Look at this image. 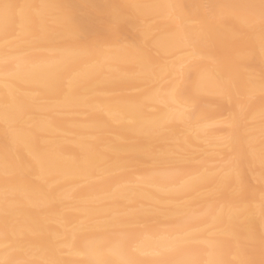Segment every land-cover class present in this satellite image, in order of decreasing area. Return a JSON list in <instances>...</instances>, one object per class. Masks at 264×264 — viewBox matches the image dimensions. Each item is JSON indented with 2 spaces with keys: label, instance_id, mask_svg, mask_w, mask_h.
I'll use <instances>...</instances> for the list:
<instances>
[{
  "label": "snow or ice",
  "instance_id": "obj_1",
  "mask_svg": "<svg viewBox=\"0 0 264 264\" xmlns=\"http://www.w3.org/2000/svg\"><path fill=\"white\" fill-rule=\"evenodd\" d=\"M181 7L171 2L99 4L95 0H80L67 4L26 0L18 4L0 0L3 19L0 31L12 36L9 46L0 53V122L3 124L0 181L4 190L0 201V241H4L0 264H254L247 259L237 262L193 257L230 247L239 250L244 243L255 239L256 196L251 179L242 171L246 159L250 166L259 161L260 244L264 249V0H204L191 7L183 6L184 13L178 11ZM141 9L158 13L164 27L161 29L159 23H153L152 16L141 20L134 12ZM129 27L143 31L149 36L148 42L172 52L169 63L156 66L145 48H137L133 62L142 74L184 73L190 68L184 63V53L190 51L201 61V87L214 89L225 99V103L215 105L214 111L222 115L227 103L232 105L225 135L208 142L199 152L193 182L186 185V191L199 194L200 208L183 218L164 221L171 230L161 234L156 224L149 222L159 214L158 205L137 207L130 201L125 205L126 211L114 213L102 210L75 189L67 195L61 192L58 197L62 204L80 213L63 215L64 232L53 234L39 222L23 221L18 215L21 194L26 190L39 194L34 178L46 175L56 163L51 148L43 150L40 146V124L25 122L32 108L29 94L47 95L54 87L57 96L66 94L72 101L58 106L61 110H72L91 98L80 94L83 82L66 85L71 75L68 66L49 75L22 72V63H27L33 52L55 42L85 56L132 51L125 44V31ZM226 37L230 39L225 40ZM221 42H226L229 50L222 63L213 53ZM188 79L191 80L190 71ZM34 83L36 87L31 86ZM168 95L174 96L175 89H170ZM182 107V123L199 136L211 118L207 106L192 94ZM175 122V117L165 114L159 121L149 123L150 134L162 139L167 148L148 154L145 160L125 151L129 137L123 121L94 119L81 133L83 158L73 157L74 168L81 175H89L115 167L122 178L117 183L128 185L133 181L127 177L134 176L148 161L153 166H175L182 171L181 166L196 157L187 150V139L173 132ZM135 123L129 121L130 125ZM55 127L59 129L60 125ZM241 217L245 227L237 230L232 221ZM147 239L152 240L150 251L146 248ZM117 252L119 258L115 260L98 258L100 253ZM41 253L45 258H36Z\"/></svg>",
  "mask_w": 264,
  "mask_h": 264
},
{
  "label": "bare ground",
  "instance_id": "obj_2",
  "mask_svg": "<svg viewBox=\"0 0 264 264\" xmlns=\"http://www.w3.org/2000/svg\"><path fill=\"white\" fill-rule=\"evenodd\" d=\"M9 2L22 4L25 3L26 0H9ZM30 2L75 4L79 3L80 0H30ZM95 2L99 4H156L171 2L182 6L178 11L184 13L185 8L183 6L191 7L204 2V0H95ZM229 2H250V0H229ZM134 12L141 16V20H143L144 16H152V19L156 20L154 23H159L161 29L164 27L163 18L158 13L145 9L134 10ZM2 27L3 19L2 15H0V28ZM167 35L168 34L165 33V36ZM8 36L11 35L9 34L6 36L3 31H0V53L9 46V42H3V39ZM228 39H230V37L225 38V40ZM148 41L149 36H146L143 31L138 32L136 29L129 27L125 31V44L131 48L132 51L125 53L97 52L85 56L75 49L63 47L54 54L33 52L28 62L22 63V72L35 71L38 73H47L49 75L65 66L69 67L70 65H75V69L72 70L66 85L78 82H83L84 84V82L89 81L88 84L80 88V94H87L91 98L88 103L72 109L74 112L84 111L89 113L91 120L87 124H79L69 129L74 133V136L71 139L68 138L69 144H66L63 143V138H60L62 136L57 134H59L58 132H63L64 122L72 124L73 120H62L57 118L54 113L64 112L65 110H61L58 106L71 103V98L66 94L57 96L54 92V87L52 90H49L47 94L55 96V101L53 103H38V96L44 98L46 95L36 93L29 94V100L32 104L29 113L33 114V117H28L26 115L24 118L25 122L26 124H31L33 122L40 124V146L43 150L51 148L56 163L46 175L43 177L38 176L39 181L35 180V184L39 188V194H33L31 190H26L21 194L22 202L18 215L23 221L39 222L45 225L53 234L64 232L65 228L61 223L63 215L79 216L80 213L76 210L63 212L60 209L62 203L59 201L58 197L61 192L67 195L72 193L75 189H79V195L89 198L93 203L99 202L105 197L110 198L111 201L108 204L102 203L99 206L102 210H111L114 213L125 211V205L130 201L135 202L137 206L139 205L138 207L141 205H158L160 209L159 214L150 218V221L153 220L156 223H159L160 220L164 218L165 221L173 218H183L186 213L195 210L196 206L200 207L199 194L195 191H186V185L193 182L195 171L198 166V164H192L191 161L181 166L182 171H178L175 166L165 171H156L148 167L140 166L134 176L127 177V179L132 180L138 185H128L123 182L117 183V180H121L122 178L119 174V169L115 167H110L107 170H97L96 173L100 171L103 176L98 180H93L96 173L81 175L75 170L73 165L74 156L79 155L81 159L83 158L80 142L81 133L86 130L88 124L94 119H119L123 121L122 126L128 128L127 135L129 139H136V142L125 144V151L140 156L145 160H147L148 154L160 153L167 148V145L162 139L150 134L151 129L148 127L150 122L159 121L165 114H168L170 117H175L176 122L173 126V132L176 136L187 139L186 147L190 153H192L190 150L193 146L196 148V146L199 147V145L202 144L201 142L203 141L201 139L211 138V136L208 137V131L205 127L212 123L219 115V113L214 111L215 105L217 103H225V99L214 89H204L201 87V61L198 57L192 56L190 51H187V53H189L188 56H184V62L189 58L192 60L190 59L191 61H187L189 62L187 65H190V68H187L185 72L180 75L182 77V82H177V80L171 81L169 78V83L161 85L165 77H172L174 74L179 75V73L174 72L168 75L159 73L149 75L147 73H141V69L133 62L134 51L137 48H145L150 54L152 63L156 66L167 63L163 61L165 55H168V58L172 56L171 50L158 47L155 42ZM256 47L258 57V39ZM204 51L207 52V49ZM213 53L216 60L222 63L229 54L227 43L221 42L218 44L217 47L213 49ZM189 71L191 72V80L188 79ZM139 82L150 85L145 87V89L138 94L123 96L122 100H118L117 97L106 98L103 96L106 90L112 86L116 87V89L134 88L138 86ZM31 86L36 87L37 84L34 83ZM173 88L175 89V95H168L170 89ZM192 94L200 97L201 102L207 106L211 117L200 130L199 136L195 132L187 130L180 119V113L183 110L182 106L185 104L187 97ZM32 97L36 98L32 99ZM150 107L154 109L151 110L149 109ZM231 107L232 105L226 106L225 109L228 108L230 111ZM54 108L56 110L52 111ZM108 108L113 109V111H101ZM42 113L46 115L45 118L43 117L45 115ZM125 117H128V120H125ZM50 121H52V123H50ZM129 121L136 123L130 125ZM56 124L60 125L59 129L55 127ZM256 127L258 135L259 123ZM2 128L3 124L0 122V130H2ZM188 137H190V139H188ZM242 171H246L247 176L251 179L256 196V211L253 223L255 239L244 243L239 250L235 247H230L222 252H215L211 255L200 254L193 258L202 260L226 259L237 262L241 259H247L254 262V264H261V261L264 260V249H262L260 244V218L258 207L261 189L259 161L256 160L255 163L250 166L246 159L242 166ZM2 172L3 169L0 168V175H2ZM83 180L86 181L85 184L81 187H77V183ZM253 181H255L256 184ZM3 191V184L2 181H0V201H2L3 198ZM103 193H107V195L103 196ZM49 197H52V199ZM179 199H184V201L176 203L175 201ZM161 204H163V206ZM232 224L235 225L237 230H241L245 227V220L243 217L234 219ZM85 226L87 227L88 225L86 224ZM170 230L169 228L168 231ZM3 243L4 241H0V249H2ZM145 244L147 250L150 251L152 240L147 239ZM36 258L45 257L44 254L41 253L36 256ZM63 258L67 259L69 257ZM98 258L115 260L119 258V253L117 252L111 255L100 253Z\"/></svg>",
  "mask_w": 264,
  "mask_h": 264
},
{
  "label": "rangeland",
  "instance_id": "obj_3",
  "mask_svg": "<svg viewBox=\"0 0 264 264\" xmlns=\"http://www.w3.org/2000/svg\"><path fill=\"white\" fill-rule=\"evenodd\" d=\"M15 3H17V2H15ZM156 20H153L152 19V22L154 23ZM12 39V37L11 36H8V37H6L5 39H3V42H9V40H11ZM63 47H69V46H67V45H63V44H61V43H59V42H55V43H49L43 50H41V51H37V52H41V53H48V54H54V53H57L58 52V50L59 49H61V48H63ZM36 52V53H37ZM189 53V52H188ZM188 53H187V51L184 53V56H188ZM170 56V55H169ZM173 59V57L172 56H170L169 58H168V55H165V58H163V61L164 62H167V63H169L171 60ZM191 58H189L188 60L189 61H191L190 60ZM187 60V61H188ZM184 62L186 65H187V63H189V62ZM69 71H70V73L72 72V70H74L75 69V65H70L69 67ZM181 75V73H179V75L178 74H174L172 77L171 76H167V78L165 77L164 79L165 80H162V82H161V85H166L167 83H169L170 82V79H171V81L172 80H177V82H182V77L180 76ZM170 78V79H169ZM88 82L89 81H86V82H84V84H83V86L84 85H86V84H88ZM66 83H67V81H66ZM148 85H150V84H144L143 82H139V84H138V86L137 87H134V88H118V89H116V87H114V86H112V87H110V88H108L107 90H106V92H105V94H103V96L104 97H106V98H114V97H117L118 98V100H122L123 99V96H130V95H135V94H138L140 91H142L143 89H145V87H147ZM55 96H52V95H46V97H44V98H41L40 96H38V98H39V100H37V102L38 103H53L54 101H55V98H54ZM231 105V103H228V105L227 106H230ZM149 109H151V110H153L154 108L153 107H150ZM148 109V110H149ZM150 110V111H151ZM71 111V112H70ZM43 114V113H42ZM56 116H57V118H60V119H62V120H65V121H67V120H69V119H72L73 120V122H72V124L74 125H72V124H70L69 122H64L65 124H63V132H58L59 134H57V135H59V136H62V137H60V138H63V143H66V144H69L68 143V140L69 139H71L73 136H74V133L73 132H71L69 129H71V128H74L75 126H77V125H79V124H87L90 120H91V117H90V115H89V113H86V112H84V111H80V112H74L73 110H65L64 112H62V113H54ZM230 114V111H229V109L227 108V109H225L224 111H223V114L221 115L220 113H219V115L215 118V120H213V124L212 123H210L209 125H207L205 128H206V130L208 131V137H210L211 136V138H204V139H201L203 142H201L202 144L201 145H199V147H197L196 146V148L193 146L192 148H191V150L190 151H192V155H193V157H196L195 159H193V160H191V163L192 164H198V154H199V152H201L202 150H203V148L205 147V146H207V144H208V142H212L211 140H213V141H216V139L218 140V139H220V138H222L224 135H225V132H224V129L227 127V124H226V119H227V117H228V115ZM43 115H45V114H43ZM28 117H33V114H31V113H29L28 115H27ZM40 116L42 117V115L40 114ZM44 118L46 117V115L45 116H43ZM259 122H258V119H257V124H258ZM214 131V132H213ZM212 134V135H211ZM215 136V137H214ZM69 138V139H68ZM206 139H207V141H206ZM200 140V141H201ZM206 141V142H205ZM131 142H136V139H128V142L127 143H131ZM165 143V142H164ZM199 144H200V142H199ZM202 149V150H201ZM129 153V152H128ZM141 166H144V167H148V168H151V169H154V170H156V171H165V170H169L170 168H172V167H174V166H169V165H158V166H153V164L151 163V162H148V163H145L144 165H141ZM117 172V171H116ZM100 175H99V174ZM97 174V175H96ZM95 175H94V178H93V180H98L99 178H101V176H103V174H102V172H100V171H98L97 173H96ZM99 175V176H98ZM138 178V177H137ZM35 180H37V181H39V177L38 176H36L35 178H34ZM85 182L86 181H80V182H78L77 183V187H81V186H83L84 184H85ZM255 184H256V182L255 181H253ZM253 183V184H254ZM132 184H134V185H138L137 183H135V182H133ZM132 184H130V185H132ZM103 196H106L107 195V193H103L102 194ZM111 201V199L110 198H103L101 201H99V202H96V203H94V204H96V205H100V204H102V203H106V204H108L109 202ZM180 201V203L181 202H183L184 201V199H179V200H177V201H175L176 203H178ZM128 204V203H127ZM162 206H163V204H161ZM161 205H160V207H161ZM137 206V205H136ZM139 206V205H138ZM137 206V207H138ZM200 207H198V206H196V209H199ZM60 209L63 211V212H70V211H75L74 209H72L70 206H65L64 204H61V207H60ZM194 209H195V207H194ZM124 210L126 211L127 209L126 208H124ZM165 219V218H164ZM164 219H161L160 220V222L159 223H156L155 221H149L150 223H155L156 224V226L159 228V231H160V233L161 234H166L167 233V231L169 230V227H168V225L166 224V223H164Z\"/></svg>",
  "mask_w": 264,
  "mask_h": 264
}]
</instances>
